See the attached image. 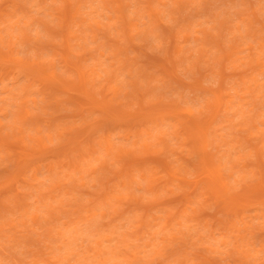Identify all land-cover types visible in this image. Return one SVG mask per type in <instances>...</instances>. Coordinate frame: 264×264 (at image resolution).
Here are the masks:
<instances>
[{
    "label": "clouds",
    "instance_id": "obj_1",
    "mask_svg": "<svg viewBox=\"0 0 264 264\" xmlns=\"http://www.w3.org/2000/svg\"><path fill=\"white\" fill-rule=\"evenodd\" d=\"M0 264H264V0H0Z\"/></svg>",
    "mask_w": 264,
    "mask_h": 264
}]
</instances>
